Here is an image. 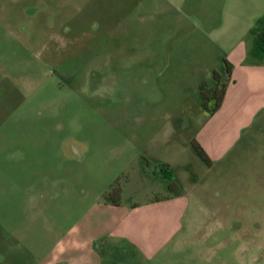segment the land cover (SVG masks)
<instances>
[{"label":"rangeland","instance_id":"1","mask_svg":"<svg viewBox=\"0 0 264 264\" xmlns=\"http://www.w3.org/2000/svg\"><path fill=\"white\" fill-rule=\"evenodd\" d=\"M147 2L0 0V237L51 242L59 229L48 220L64 219L62 203L77 216L92 190L123 175L125 204L166 194V180L154 174L161 162L147 167L134 155L136 139H153L168 146L164 157L176 155L171 179L189 202L152 264H264V111L223 158L206 165L186 142L210 118L196 81L213 52L199 62L195 39L177 32L187 23L176 12L146 18ZM153 3L154 12L174 10L167 0ZM150 51L190 62L165 66L149 96L143 67ZM84 138L100 147L85 157ZM176 139L185 143L183 154H175ZM21 185L36 203L25 213ZM60 186L65 202L56 198ZM133 264L144 263L136 257Z\"/></svg>","mask_w":264,"mask_h":264},{"label":"crops","instance_id":"2","mask_svg":"<svg viewBox=\"0 0 264 264\" xmlns=\"http://www.w3.org/2000/svg\"><path fill=\"white\" fill-rule=\"evenodd\" d=\"M167 2L174 7L172 12H162L158 6L157 12H154L153 0H148L145 17L151 20L154 14L176 12L174 16L179 18L180 23H187V28L178 27L176 31L195 39L193 45L197 46L198 61L211 59L207 56L213 52L204 74L196 81L197 88L206 83L213 71L220 75V82L227 84L220 107L212 114L207 112L209 120L199 126L186 142V146H191V141L195 140L210 158L212 166L215 160L227 154L234 142L242 137L243 131L264 111V56L253 50L254 29L264 19V0ZM120 21L118 18L117 23ZM149 53L144 60L143 71L144 91L150 96L158 88L159 76L165 71V66L180 60L172 59V56L157 59L151 51ZM224 60L230 64V76L225 74V70L223 73L218 69L220 65L224 67ZM187 61L190 62L182 59L179 64L186 65ZM219 117H223L221 125L209 124L210 119L218 120ZM168 129L173 128L168 125ZM134 142L136 145L133 148H138L134 155L147 167L153 164V160L159 161L161 163L154 166L155 170L161 164H168L173 174L178 165L176 155L169 159L160 153L168 149L166 144L140 138ZM96 144L93 139L84 138V157L91 153L92 146L100 148ZM184 144L183 140L176 141L173 145L175 154H183L186 149ZM24 185L19 187L18 192L20 198L23 196L25 213L29 206L33 209L36 203L31 189ZM106 189L92 190V199L84 204V210L77 216H74L75 212H70L71 207L62 203L60 206L66 208L67 215L62 220L53 216L48 220L59 229L49 243L41 235H1L0 264H9L11 257L17 259V264H133L136 257L144 264H152L179 228V208L188 205V197L181 191L178 195L167 192L141 202L129 201L125 204L122 196L120 205L116 206L101 201ZM66 190V186L57 189L56 194H60L56 195L57 201L63 202ZM40 197L44 199L45 195ZM43 212L44 209L39 208L38 216Z\"/></svg>","mask_w":264,"mask_h":264},{"label":"trees","instance_id":"3","mask_svg":"<svg viewBox=\"0 0 264 264\" xmlns=\"http://www.w3.org/2000/svg\"><path fill=\"white\" fill-rule=\"evenodd\" d=\"M254 40H253V50L256 53H259L264 56V19L260 20L258 26L254 29ZM224 68L225 74L230 76L231 67L230 64L224 60ZM212 85L207 87V83L200 84L199 96H200V106L202 109L207 111L208 113H214L219 107L222 102L226 83L220 82V75L213 71L211 74ZM212 104L210 105V103ZM191 146L198 157L206 164L210 165L211 160L204 151V149L195 141H191ZM147 162V161H146ZM148 164V162H147ZM158 177L163 178L166 180L167 190L169 193H173L178 195L180 190L178 186L172 182V173L169 169L168 164H161L156 172H154ZM126 176L116 178L112 184L106 189V191L102 194L101 201L105 204L111 205H120L121 197H122V182Z\"/></svg>","mask_w":264,"mask_h":264}]
</instances>
